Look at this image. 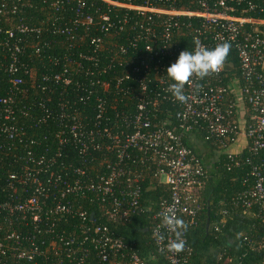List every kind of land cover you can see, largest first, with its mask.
Listing matches in <instances>:
<instances>
[{
  "label": "built area",
  "instance_id": "obj_1",
  "mask_svg": "<svg viewBox=\"0 0 264 264\" xmlns=\"http://www.w3.org/2000/svg\"><path fill=\"white\" fill-rule=\"evenodd\" d=\"M255 9L249 0H0L9 87L0 141L16 146L12 165L0 167V264H193L187 232L207 170L185 141L204 134L235 167L251 163L234 160L245 149L264 151V19L248 16ZM196 40L229 42L242 77L226 64L193 77L180 103L166 70L179 44L194 51ZM262 169L253 165L255 183L234 207L264 215ZM160 187L171 193L150 218L155 252L143 257L119 228ZM170 206L187 224L180 253L167 251L175 236L160 214ZM251 247L264 250V238Z\"/></svg>",
  "mask_w": 264,
  "mask_h": 264
},
{
  "label": "trees",
  "instance_id": "obj_2",
  "mask_svg": "<svg viewBox=\"0 0 264 264\" xmlns=\"http://www.w3.org/2000/svg\"><path fill=\"white\" fill-rule=\"evenodd\" d=\"M249 1L256 6V9L248 16L264 19V0ZM94 5L98 7V3ZM93 12L94 10L91 11ZM32 13L39 14L36 11ZM179 47L182 51H192L183 43L179 44ZM1 52L2 50L0 56H2ZM59 52L66 51L60 49ZM36 63L39 64L40 69H43L40 63L37 61ZM225 64L232 67L225 73L242 77L238 52L233 46ZM1 66L0 64V98L9 94L8 76ZM60 93L61 89H58L57 94ZM34 96L37 98V95ZM43 97L40 94L38 100ZM233 117L236 119L235 115ZM196 137L198 143L186 140L185 144L201 159L207 170V178L200 191L202 210L197 225L187 232L188 243L194 251L193 264H264V250H254L251 247L253 242L264 238V215H259L257 208L247 211L231 204L241 193L253 187L255 183L251 175L253 165L263 164L264 174V151L258 157H254L245 149L242 154L235 156L234 160L240 159L245 162L249 159L251 163L235 167L226 155L221 154L219 146L215 145L213 140L207 141L205 135L201 133ZM13 145L14 143L8 139L0 141V167L3 170H7L8 165L15 159L16 146ZM170 193L169 188L160 187L146 194L147 201L142 202L145 211L119 228L121 237L134 245L136 251L143 257L150 251L155 252V247L151 244L153 221L150 218L157 210L160 199H169ZM225 210L230 214L224 219L223 225L220 222L224 218L222 213Z\"/></svg>",
  "mask_w": 264,
  "mask_h": 264
},
{
  "label": "clouds",
  "instance_id": "obj_3",
  "mask_svg": "<svg viewBox=\"0 0 264 264\" xmlns=\"http://www.w3.org/2000/svg\"><path fill=\"white\" fill-rule=\"evenodd\" d=\"M194 51L184 50L179 53L178 59L166 70L167 76L173 81L167 89L175 100L186 103L188 97L184 93V88L192 82V78L204 79L205 77L219 73L225 65L230 54L232 45L229 42L217 44L213 49L202 46L198 40L195 41ZM148 51H151L148 50ZM162 225L170 232L174 233L175 238L167 244V251L180 253L185 248L186 241L183 239L187 224L178 218L174 207L170 206L161 214ZM159 241L165 237L157 234Z\"/></svg>",
  "mask_w": 264,
  "mask_h": 264
},
{
  "label": "crops",
  "instance_id": "obj_4",
  "mask_svg": "<svg viewBox=\"0 0 264 264\" xmlns=\"http://www.w3.org/2000/svg\"><path fill=\"white\" fill-rule=\"evenodd\" d=\"M246 146V141L244 139H242L240 141V144L237 145L235 148H233L234 152H239L245 149Z\"/></svg>",
  "mask_w": 264,
  "mask_h": 264
},
{
  "label": "water",
  "instance_id": "obj_5",
  "mask_svg": "<svg viewBox=\"0 0 264 264\" xmlns=\"http://www.w3.org/2000/svg\"><path fill=\"white\" fill-rule=\"evenodd\" d=\"M146 231V230H145Z\"/></svg>",
  "mask_w": 264,
  "mask_h": 264
}]
</instances>
